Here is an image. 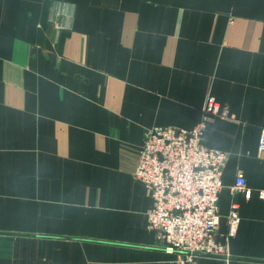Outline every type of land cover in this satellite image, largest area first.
Instances as JSON below:
<instances>
[{
	"label": "crops",
	"instance_id": "0c3cea01",
	"mask_svg": "<svg viewBox=\"0 0 264 264\" xmlns=\"http://www.w3.org/2000/svg\"><path fill=\"white\" fill-rule=\"evenodd\" d=\"M227 154L217 241L264 264V0H0V264H175L133 178L144 132L192 130ZM248 198L233 191L238 175Z\"/></svg>",
	"mask_w": 264,
	"mask_h": 264
},
{
	"label": "built area",
	"instance_id": "2783aa9c",
	"mask_svg": "<svg viewBox=\"0 0 264 264\" xmlns=\"http://www.w3.org/2000/svg\"><path fill=\"white\" fill-rule=\"evenodd\" d=\"M201 116L192 130L147 129L136 152L132 174L152 199L147 228L164 251L175 254V264H197L200 257L229 260L227 241L239 225L237 206L232 204L226 216V230L220 235L221 241H217L218 200L227 154L207 148L203 141L207 117L231 121L233 116L212 96L206 97ZM257 151L264 153V128L259 134ZM232 189L249 196L240 174Z\"/></svg>",
	"mask_w": 264,
	"mask_h": 264
}]
</instances>
